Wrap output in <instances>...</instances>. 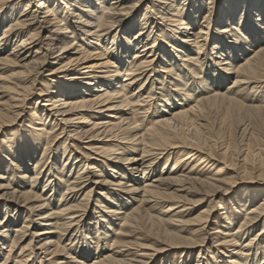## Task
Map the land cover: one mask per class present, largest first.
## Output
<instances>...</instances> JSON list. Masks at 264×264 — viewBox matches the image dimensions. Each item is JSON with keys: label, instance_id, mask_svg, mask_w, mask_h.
<instances>
[{"label": "bare ground", "instance_id": "bare-ground-1", "mask_svg": "<svg viewBox=\"0 0 264 264\" xmlns=\"http://www.w3.org/2000/svg\"><path fill=\"white\" fill-rule=\"evenodd\" d=\"M209 43H213L212 48ZM50 57L58 61V73L48 75L54 80L51 78L53 82L39 91L40 98H46L37 102L52 108L47 112L55 110L65 124L61 125L57 117L55 124L47 127L52 116L35 104L32 113L40 123V131L36 135L22 132V136L10 135L3 140L8 148H0V264H9L11 257L14 264H27L23 253L15 257L11 254L17 247L21 252L32 251L36 239L39 248L52 251V256L64 255L45 264H151L154 253L148 250L153 245L129 237L143 230L150 234L146 240L158 243L160 236L176 246L167 248L189 250L180 252V264H188L209 234L199 224L209 220L216 206L212 199L208 211L195 219H185L188 205L200 204L205 197L214 198L221 190L226 194L237 185L240 175L236 171L234 151L238 144L233 139V125L220 124L213 116L224 109L241 116L245 109L255 113L264 126V100L250 97L254 93L259 96V85L264 84V0H0V130L11 119L17 122ZM125 108L135 111L118 116ZM39 111L44 115L38 116ZM139 111L145 113L147 124L143 119L137 125L135 116ZM106 113L111 118L108 124L112 136L115 134L118 140L97 151L107 162L117 155L116 161L108 165L97 161L91 168L75 158V164L70 161L73 152L66 147L61 157L46 168L48 173L56 170V185L48 183V174L42 176V171L48 154L54 152L51 132L59 126L65 131L66 124L78 122L74 132L79 141L87 135L93 138L95 129H108L107 121L98 117ZM90 123L93 127L86 130L84 125ZM235 129L242 136L250 133L242 145L247 150L243 162H251L254 133L239 123ZM56 147L60 154L61 144ZM169 148H191L187 155L193 157L203 152L205 155L201 153L195 161L209 166L210 178L196 174L195 179H188L179 174L186 173L182 170L186 164L180 163L181 157L171 159L174 152L169 156ZM257 158L264 178L262 153ZM226 165L235 169L234 174L226 170ZM78 168L74 177L72 172ZM197 170L196 166L190 167L192 175ZM93 176L97 178L92 184L83 186ZM254 183L252 196L235 203L237 214H232L225 201L218 203L225 211L227 227L220 231L221 236H228L223 239L240 249L237 255H230L229 260L226 254L206 258L203 248L195 264H264V179ZM94 186L96 191L107 186V193L101 200L97 197L102 210L95 208L93 219H89V234L84 231L82 236L92 234L95 225L99 237H91L92 243L86 237L84 254L78 257L76 248L70 243L68 249L63 238L67 235L66 242H71L73 236L79 239L76 233L86 227L83 218ZM61 190L65 192L59 195ZM12 207H25L29 215ZM181 209L184 211L170 216ZM242 213L244 219L236 226ZM74 223L77 230L72 231ZM186 224L203 227L192 231L199 237L191 234L186 238ZM103 237L105 244L100 246ZM219 242L221 239H217ZM131 247L146 249H142L143 255L134 256ZM76 257L79 262L74 261ZM28 264L36 262L33 259Z\"/></svg>", "mask_w": 264, "mask_h": 264}, {"label": "rangeland", "instance_id": "rangeland-1", "mask_svg": "<svg viewBox=\"0 0 264 264\" xmlns=\"http://www.w3.org/2000/svg\"><path fill=\"white\" fill-rule=\"evenodd\" d=\"M137 13V12H136ZM141 15V14H140ZM137 16H139V14L137 15ZM212 45H213V43H209V46H211L210 48H212ZM125 59V58H124ZM123 59V60H124ZM52 61V62H51ZM61 61V60H60ZM48 62V65H47V67L46 68H48L49 69V67H50V71L48 70V69H46L45 68V71H43V74H41V78L39 77V80L41 81V82H43L42 84H41V82L39 81V84H38V86H40V87H38L37 86V89H36V91L32 94V96H30V98H29V100L27 101V102H25V106H22L23 108H24V111L22 112V114H21V116L19 117V119L17 120V122H15V123H13V120L11 119L10 120V122H7L6 123V126L5 127H2L1 128V130H0V148L3 146V148H8V145H5V144H3L4 143V141L3 140H5V141H7L8 140V138H9V136L10 135H12V138H14V137H18V136H22V132L24 133V132H27V131H29V134H33V135H36L40 130V127H39V122L37 121V120H34V118H33V110H32V108H35L36 106H38V107H41V108H44V106H41L42 104H40L41 103V101H43V100H45V96H41V98H40V90H42V89H44L45 88V86L47 85V83L49 82V83H52L53 82V80H54V78H52L53 76H48L49 74L51 75V74H54V75H56L58 72H56V71H58V67H59V64H58V61H56L55 62V60L52 58V57H50V59L47 61ZM50 64V65H49ZM57 64V65H56ZM52 67V68H51ZM56 67L58 68L57 70H56ZM54 68V69H53ZM112 69V68H111ZM110 69V71H113L114 69H112L111 70ZM47 70V71H46ZM56 70V71H55ZM48 77V78H50L49 80H46L45 78L46 77ZM53 80H52V79ZM158 78V77H157ZM161 78V77H160ZM46 81V82H45ZM230 83H231V81H229V82H227L226 84H225V88L226 87H228L229 85H230ZM43 86V87H42ZM261 88L258 90L259 91V93H260V95L259 96H257L258 95V93L256 94V95H254V94H252L253 96H250V97H254V96H256L255 98H260V101H262V100H264V96H262L263 95V92H264V84H262V85H259ZM41 88V89H40ZM159 88V87H158ZM249 91L250 90H248V92H247V95H249L250 93H249ZM37 93V94H36ZM39 93V94H38ZM49 92H46V93H44L45 95L47 94V95H49L48 94ZM158 93V92H157ZM46 95V96H47ZM41 100L40 101V103L38 104V100ZM30 102V103H29ZM37 102V103H36ZM114 102H116V101H114ZM35 104H36V106H35ZM44 104V103H43ZM247 104V103H246ZM33 106V107H32ZM35 106V107H34ZM246 106H248V105H246ZM47 106H45V113L44 114H49V115H51L52 117L50 118V120H48L47 121V124H46V126L50 123V125H54L55 124V122H56V118H57V121L61 124V125H64L63 124V121H62V119H61V117H59L58 116V114H56L55 113V110H52V111H50V112H47V110H49L48 108H51V107H47ZM52 109V108H51ZM126 112L125 114H127L128 112H130L131 113V111H135V109L134 110H129L128 108H125V110L123 109V110H121L120 111V113H118V114H120V115H118V116H123V112ZM122 112V113H121ZM42 113V114H41ZM129 113V114H130ZM137 113V116H135V118H136V120L138 119V123L139 124H137V125H141V121L142 122H144V120H145V124H147V121H146V119H144L145 118V113L143 114V112H141V111H139V112H136ZM43 114V112L42 111H39V113H38V116H40V115H44ZM128 114V116H130V117H132L131 115H129ZM56 115V116H55ZM106 116H98L100 119H103L104 121H107L106 123H107V125L106 126H108V129L107 130H104L105 128H99V130L97 131L96 129L94 130L95 132V137H93V138H91V136H89V135H87V136H84V139L83 140H81V141H79V139L80 138H78V137H76V133L74 132V129L77 127V123L78 122H75L74 124H66L64 127H65V131L64 130H62L61 129V126H59V127H56L55 129H54V133H53V131L51 132V134H50V136H51V138H53V140H52V147H53V149H54V152H50L49 154H48V161H47V163H46V167H45V169L42 171L43 172V174H42V176L45 174V175H47L48 174V179H47V177H46V181L48 180V183L51 181V182H53L54 183V179H53V177L55 176V174H53V173H56V170L55 169H53L52 170V172L50 173H48V170H46V168L49 166V165H51L52 166V164L51 163H53V159H55V158H57V157H61V152L62 151H64V148H68V151L69 152H73L72 153V158H71V160L70 161H76L75 160V158L78 160L77 162L79 163H81L82 165H84L85 163H87V164H89L90 165V167L91 168H93L94 166H93V164L95 163V162H97V163H105V165H108V164H111V163H109L110 161H113V162H115L116 160L114 159L115 158V156H117V155H112L108 160V162H107V160L105 159V156L101 153V152H99V151H97L100 147H102V146H107V147H110L111 145H113V143H117V138L116 137H113L112 136V133H111V131H110V128H111V126H110V124H108L109 122H110V119L111 118H109L110 117V115H108V113H106L105 114ZM107 115H108V117H107ZM53 116H54V118L55 119H53ZM144 117V118H143ZM51 119H53V120H51ZM144 119V120H143ZM213 119L214 120H216V121H218L220 124H224V125H226V126H229V125H233V139L235 140V142H236V144H238V149L237 150H233L234 151V153H235V155H236V159H237V167H236V171L238 172V173H240V175H239V180H238V183H237V185L235 186V187H233V188H231V190L230 191H228L226 194H225V192L223 191V190H221V192H219V193H217L218 195H216V196H214V198L213 197H210V198H207V197H205L204 198V200L203 201H201L200 202V204L198 203V204H196V205H188V209H189V211H187L186 212V214H185V219H195L196 217H198L202 212H204V211H208V209H209V205H210V203H212V199H214V205H216L215 206V208L212 210V212H211V214H210V218H209V220H206L205 222L203 221V222H200V224L199 225H201V226H205L204 228H205V230H204V233H205V231H207V232H209V234H207V235H205L204 236V240H205V243H203V244H201L202 245V248H201V246L200 247H198V248H196V254L195 255H193V256H191V258H190V261H189V263L188 264H195V261L197 260V255H198V253L200 252L199 250H202L203 248H204V251H203V253H204V256L206 257V258H214V257H218V256H222L223 254V256L225 257V254L228 256V257H226L228 260H229V257H230V255H233V256H236L237 255V253L239 252V250L240 249H235V247L233 246V244L231 243V242H228L229 241V239H227V240H225V239H223V237L225 238V237H228V236H226V235H222L221 236V230L222 229H226L227 227H226V225H225V222H226V220L224 219V210H221V209H223V207L221 208V206L220 205H218V203H221V202H223V201H225V204L230 208V211L232 212V214H237V211H236V209H235V203H239L240 201L241 202H243V201H247V199L249 198V197H251L252 195H251V193H253V191L255 190V183L254 182H257V180H263L264 178L261 176V175H263V174H261V171L263 170V168H261L260 167V165H259V158H257V156L258 155H260V153H262V156L264 157V126L261 124V122H259V120L257 119V115L255 114V113H252V112H250V111H247V110H245V109H242V113H241V116H234V114H232V113H230V112H227L225 109L224 110H222V112H218V114L216 115V116H213ZM50 121V122H49ZM60 121H62V123L60 122ZM35 123H38V124H35ZM126 123V122H125ZM243 124V125H245L247 128H248V130H250L251 132H253L254 133V137H255V140H253L252 141V143H251V148H252V150L254 151V154H253V157H254V160H252L251 162H243L244 160H245V157L244 156H246L247 155V150H246V148H243V145H242V141H243V139H245L244 137L246 136V134L247 135H249L247 132H246V134H245V136H242L240 133H238L237 131H236V129L234 130V128H235V125L236 124ZM87 125V124H86ZM86 125H84L85 127L84 128H86V130H89V129H91L90 127H93L92 126V124L90 123L88 126H86ZM136 125H134L133 127H135ZM28 127H30V128H28ZM32 127V128H31ZM48 127V126H47ZM66 127H67V129H66ZM101 127V126H100ZM43 127H41V129H42ZM88 128V129H87ZM37 130H38V132H37ZM62 130V131H61ZM67 131V132H66ZM118 131V130H117ZM61 132V133H60ZM64 132V133H63ZM113 132H115L116 134H117V132H116V130L115 131H113ZM108 133V134H107ZM238 133V134H237ZM60 134V135H59ZM24 135H26V134H24ZM57 135H59V137L57 136ZM98 135V136H97ZM239 135V136H238ZM241 135V136H240ZM60 138V139H59ZM54 139H55V142H54ZM239 139V140H238ZM59 140V141H58ZM58 142V143H57ZM118 142H120V141H118ZM61 144V147H59L60 148V150H59V152H60V154H58L57 153V145H60ZM241 146V147H240ZM62 147H63V149H62ZM222 146L220 145V148H221ZM169 149H172V148H169ZM191 148H185V149H181V148H173L172 150H169V151H171L170 153H169V156H170V154L171 153H173L174 152V155H172L171 154V156L170 157H172L171 159H178L179 157H181L182 158V160H181V164L182 165H185L186 167H184L182 170L185 172L186 171V173H179V174H184L183 176H185V177H189L188 179H193L194 178V176H197L198 174L203 178H210V176L211 175H209V171L211 170H209V166L208 167H205V165L206 164H203V165H201L202 164V162L203 161H198L197 162V160L199 159L198 157L201 155V153H202V155H205L203 152H198L199 154H197V158L196 157H193V156H191V155H187V153H189L190 151H192L193 149H191ZM223 149V148H222ZM221 149V150H222ZM62 150V151H61ZM74 150V151H73ZM90 150H92V151H90ZM179 150H182V151H180L179 152V154H178V156H177V152L179 151ZM185 150V151H184ZM245 152H244V151ZM238 151V152H237ZM80 152V153H79ZM194 152H196L195 150H194ZM221 152V151H220ZM90 154V155H88V154ZM167 153V152H166ZM165 154V153H164ZM182 154V155H181ZM246 154V155H245ZM1 156L3 155V154H0ZM86 155H88V156H86ZM129 155V154H128ZM49 156H50V158H49ZM56 156V157H55ZM91 156V157H90ZM163 156H165V155H162L161 156V159L163 158ZM88 157H89V159H88ZM240 157V158H239ZM194 158V159H193ZM146 159H148L149 160V158H146ZM150 159H151V157H150ZM195 159H197L196 161H195ZM183 160H184V162H183ZM189 160V161H188ZM84 163H82V162ZM160 161V159L158 160V161H156V162H159ZM187 163H186V162ZM77 162H75V164H77ZM172 162V161H171ZM189 163V164H188ZM195 163V164H194ZM204 163V162H203ZM247 164L248 166L246 167L245 166V164ZM32 164H34V162L32 163ZM123 165V164H122ZM162 165V166H161ZM199 165H201V166H199ZM250 165V166H249ZM192 166H196V168H198V170L195 172V173H193V175H192V173H191V171H190V167H192ZM227 166V168H226V170H228V172H231V174H234L233 173V170H235L234 168L232 169L230 166H228V165H226ZM241 166V167H240ZM75 167H77V165L75 166ZM83 167V166H82ZM85 167V166H84ZM159 167H160V172H162V170H163V168H164V165H163V162L159 165ZM251 169H250V168ZM55 168V167H54ZM238 169V170H237ZM255 171H253V170ZM79 170V168L76 170V172H75V170L72 172V174H73V176L74 177H76L75 176V174L77 173V171ZM98 170V169H97ZM96 170V171H97ZM188 170V171H187ZM32 171H33V168H32ZM47 171V172H46ZM178 171V170H177ZM176 171V172H177ZM182 171V172H183ZM189 171H190V173H189ZM200 172V173H199ZM188 173V175L186 176V174ZM49 174H50V176H49ZM52 174V175H51ZM158 174V173H157ZM197 174V175H196ZM256 174V175H255ZM154 175H156V173L154 174ZM198 175V176H199ZM251 175H253L252 176V178H251ZM28 176H29V174H28ZM31 176V175H30ZM52 176V178H50V180H49V177H51ZM231 176H234V175H231ZM91 177V176H90ZM97 178V176H93V179L92 180H90V182H88L87 184H85V185H83V186H87V185H89V184H92V181H94L95 179ZM102 178V177H101ZM100 178V179H101ZM195 179V178H194ZM45 180V179H44ZM126 181H124V183H125ZM27 185V187H28V189H30V187H31V183H26ZM258 184H261V183H258ZM53 185H56V183H54ZM99 186V185H98ZM82 187V186H81ZM81 187H79L78 189H80ZM95 188H93L94 190H93V197H92V199H91V201L89 202V208H88V212H87V216L86 217H84L83 218V223L84 224H86V227H84V228H79L78 230H77V223L75 224L74 223V225H73V227L74 228H72L71 230L72 231H75V230H77V233L76 234H78L79 235V239H77L76 238V236H73L72 237V241L70 242H66V238H67V235L63 238V241H65V243L66 244H68L67 245V247H68V249H69V245H70V243H71V247L73 248V249H75L76 250V252L75 253H77V255H78V257L80 256V255H82V254H84V251H85V245L87 246V242H85L86 240H87V238H88V240H89V242L90 243H92V239L93 238H96L97 240H98V237H99V234L97 233V228L95 227V225H93L92 226V229H94V232L92 233V234H90V235H85V237H83L82 235H83V233H84V231L85 232H87L88 234H89V228H88V224H89V222H90V220L89 219H91L92 218V216L94 217V211H95V208L97 209L98 208V212H101V204H100V200H101V196H103L104 197V195H105V193H107L106 192V189H107V186L105 187V186H103L102 188H103V190H97L96 191V186H94ZM110 188L111 189H113V190H116L118 187H115V186H110ZM110 191V190H109ZM63 192H65V190H61V191H59L58 193H59V195L60 194H62ZM98 193V194H97ZM101 194V195H100ZM59 195L56 197V199H58L59 198ZM79 197V196H78ZM97 197L98 198H100V200H99V202H97L96 201V199H97ZM103 199V198H102ZM195 200H197V199H195ZM205 201V202H204ZM108 202H110V201H108ZM224 203V202H223ZM97 204V207L95 206ZM182 205L181 204H179L178 205V207H181ZM12 208H14V209H18L19 211H21L22 213H24V214H28L29 215V212H27L26 210H27V208H25V207H23V208H15V207H12ZM100 208V209H99ZM176 208V207H175ZM193 208V209H192ZM207 209V210H206ZM175 210V209H174ZM157 211L159 212L160 210H158L157 209ZM180 211H184L183 209H181V210H177L176 212H173V213H170V216L171 215H177V213L178 212H180ZM222 211H224V212H222ZM189 212H190V214H189ZM222 212V213H221ZM184 213V212H183ZM200 213V214H199ZM205 213V212H204ZM239 213V212H238ZM187 215V216H186ZM244 215H245V213H242V214H240V218H238V222L235 224L236 226L239 224V222L240 221H242L244 218ZM75 216H81V214L80 215H75ZM37 217V216H36ZM236 219H235V221L237 220V216L235 217ZM93 219V218H92ZM183 219V218H182ZM184 219V220H185ZM176 220H180V219H178V218H176ZM212 221V222H211ZM216 222H218V224L216 223ZM82 223V224H83ZM92 223H94V222H92ZM203 223V224H202ZM81 224V225H82ZM217 224V225H216ZM42 225H45V224H42ZM175 225H179V223H176L175 222ZM234 225V227H233V230L236 228V226ZM75 226H76V228H75ZM201 226H198L197 224H195V226H188V224H186V228L184 229V231H183V234H184V236L186 237V238H189L190 237V235L191 234H196L197 235V237H199V233H195V232H192V231H195V230H197L199 227L200 228H203V227H201ZM220 227L221 229H217L216 227ZM87 228V229H86ZM170 229H173V226H170ZM216 229V230H215ZM144 231V232H143ZM143 231H141V232H138L137 234H133V235H135V236H129L130 237V239H139V240H142V242L143 243H145V244H148V245H153V246H150L151 248H150V250H148V252H150V254L151 253H154V255H153V259L150 261V263L151 264H180V261L182 260V258H180V254L182 253V254H185V253H189V250H187V249H185V248H179V249H177V248H167L166 246H170L168 243V241H166V239L167 238H159V237H157V239H159V241L160 242H158V243H156L155 241L156 240H146V236L148 237V235L150 236V234L147 232V231H145V230H143ZM171 232H174L173 230H171ZM235 232V231H234ZM169 233V232H168ZM98 234V235H97ZM113 235V232L112 233H110V235ZM140 234V235H139ZM217 234L218 235H220V236H217ZM55 235V234H54ZM110 236V240L112 239V237L113 236ZM139 235V236H138ZM104 236V235H103ZM142 236V237H141ZM87 237V238H86ZM91 237H92V239H91ZM138 237H140V238H138ZM68 238H71V235L70 236H68ZM74 238V239H73ZM104 238V237H103ZM100 239V240H102L101 242H100V246L101 245H103V244H105V242L103 241V240H105L106 238H104V239ZM201 238V237H200ZM259 238V237H258ZM77 239V240H76ZM91 239V240H90ZM149 239V238H148ZM217 239H221V242H219V244L218 243H216V241H217ZM223 239V240H222ZM81 240V241H80ZM84 240V241H83ZM148 241V242H147ZM225 241V242H224ZM243 241H245V239L243 240ZM29 242V240L26 242V244ZM84 242V243H83ZM262 242H264V241H262ZM39 243H40V241L38 240V239H36L35 240V242H34V244H33V246H34V248H33V250L31 251V250H25V251H23V252H21V249H19L18 247L16 248V250H14V252L11 254L12 256H18V255H22V253L25 255V257H27L26 258V262H27V264H28V262L29 263H32V261H33V259L35 260V262H36V264H39V261L41 262V260H43L44 261V263L43 264H45V262L46 263H48V262H51V261H53L56 257H58V258H63L64 257V255H59V256H52V251L49 253V252H46L45 250H42L41 248H39L40 246H39ZM165 243V244H164ZM85 244V245H84ZM111 244V243H110ZM78 245H80V247L78 246ZM77 246V247H76ZM83 246V247H82ZM99 246V247H100ZM178 246H181V245H178ZM233 246V247H232ZM8 247V245L5 247L6 249H8L7 248ZM170 247H176V246H170ZM182 247V246H181ZM237 247V246H236ZM79 248V249H78ZM82 248V249H81ZM125 248H128V247H125ZM3 249V248H2ZM18 249V250H17ZM83 249H84V251H83ZM131 249V255H134V256H137V255H143V251H142V249H146V248H140V247H131L130 248ZM148 249V248H147ZM9 250V249H8ZM126 250V249H125ZM151 250H154V251H151ZM28 251V252H27ZM78 251H79V253H78ZM142 251V252H141ZM262 250H259L258 252H259V254L260 253H262L263 254V251L261 252ZM21 252V254H19ZM181 252V253H180ZM226 252V253H225ZM1 253V252H0ZM4 253V255H5V250L2 252V254ZM31 253H33L32 254V257H30V258H28L29 256V254H31ZM81 253V254H80ZM218 253V254H217ZM256 253V252H255ZM15 254V255H14ZM214 254V255H213ZM222 254V255H221ZM3 255V256H4ZM218 255V256H217ZM264 255H262V257H263ZM53 257V258H52ZM78 257H76V260H74V261H77V262H79V260H77L78 259ZM232 258V257H231ZM50 259V260H49ZM215 259V258H214ZM227 259H222V261L221 262H223L224 260L226 261ZM46 260H48V261H46ZM210 260V259H209ZM172 261V262H171ZM211 261V260H210ZM205 262V261H204ZM219 262H220V260H219ZM15 263V259H13V257H11L10 258V262H9V264H14ZM24 264V263H23ZM26 264V263H25ZM204 264H207L206 262L204 263Z\"/></svg>", "mask_w": 264, "mask_h": 264}]
</instances>
